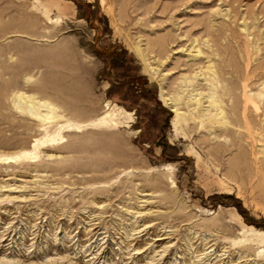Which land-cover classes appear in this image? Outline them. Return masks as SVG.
I'll list each match as a JSON object with an SVG mask.
<instances>
[{
	"label": "rangeland",
	"instance_id": "obj_1",
	"mask_svg": "<svg viewBox=\"0 0 264 264\" xmlns=\"http://www.w3.org/2000/svg\"><path fill=\"white\" fill-rule=\"evenodd\" d=\"M263 133L264 0H0V264H264Z\"/></svg>",
	"mask_w": 264,
	"mask_h": 264
},
{
	"label": "bare ground",
	"instance_id": "obj_2",
	"mask_svg": "<svg viewBox=\"0 0 264 264\" xmlns=\"http://www.w3.org/2000/svg\"><path fill=\"white\" fill-rule=\"evenodd\" d=\"M144 59L147 60V58L145 57V55L143 54ZM153 70V69H152ZM215 77H219L218 73H214ZM247 83V82H246ZM245 87V85H244ZM249 88V87H247ZM247 91V90H246ZM245 92V90H244ZM226 94V93H225ZM228 94V93H227ZM247 95V94H246ZM249 97V96H248ZM260 97V96H259ZM263 97V96H262ZM162 98L165 101V104L168 106H171V108L176 112V120H175V124H177V122H180L178 120H182L183 115H182V111L181 109L178 107V105L176 104V101L172 99H170V97L168 98L167 96H165L164 94H162ZM212 98V106L218 108V110L220 111L219 113L216 114V118L217 117H221L219 123H224V122H229V117L227 115V112L225 109H223L224 105L223 104V100L218 97L215 98L214 96L211 97ZM252 98V97H251ZM254 99V98H253ZM250 100V98L248 99ZM17 107L18 109L24 114H29L32 115L34 117H37L39 119H43L44 121L46 120H50V119H54L55 118V114L57 111V107L55 104L50 103L49 101H45L44 102H40L38 104H34V102L36 101H32V97L31 96H20L19 100H17ZM235 101V100H234ZM255 101V100H254ZM253 101V103H254ZM250 102V101H249ZM252 103V102H251ZM257 103V102H256ZM245 104V103H244ZM258 104V103H257ZM253 105V104H252ZM223 106V107H222ZM255 106V105H254ZM234 107V106H233ZM232 107V108H233ZM258 107V106H255ZM259 108V107H258ZM257 108V109H258ZM215 109V108H214ZM254 109V108H253ZM43 112H46L43 115ZM256 112V111H255ZM259 114V113H258ZM249 115V114H248ZM120 117V113L112 110L107 112L103 117L99 118L97 121H95L93 123L94 126L98 127V128H117L119 126H121V121L119 120ZM248 117V116H247ZM260 117V116H259ZM263 117V116H262ZM241 119V118H240ZM236 124V123H235ZM246 129V128H245ZM246 131V130H245ZM248 132V131H247ZM264 134V133H263Z\"/></svg>",
	"mask_w": 264,
	"mask_h": 264
}]
</instances>
